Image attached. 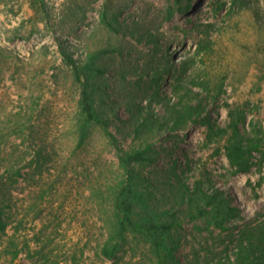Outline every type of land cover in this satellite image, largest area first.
Returning <instances> with one entry per match:
<instances>
[{
	"label": "rangeland",
	"instance_id": "374dc122",
	"mask_svg": "<svg viewBox=\"0 0 264 264\" xmlns=\"http://www.w3.org/2000/svg\"><path fill=\"white\" fill-rule=\"evenodd\" d=\"M62 51L103 70L91 82L113 137L94 125L79 144L81 84ZM180 102L202 110L171 127L166 107ZM151 111L168 121L159 131ZM233 124L264 144V0H0V153L24 174L7 195L0 264H157L138 237L114 259L100 253L119 149L146 145L153 161L134 168L180 224L170 264H234L247 243L264 252V146L238 172ZM216 188L241 209L222 227L200 195Z\"/></svg>",
	"mask_w": 264,
	"mask_h": 264
},
{
	"label": "trees",
	"instance_id": "16d2710c",
	"mask_svg": "<svg viewBox=\"0 0 264 264\" xmlns=\"http://www.w3.org/2000/svg\"><path fill=\"white\" fill-rule=\"evenodd\" d=\"M62 53L81 84L78 118L79 144L85 143L91 127L94 125L102 127L106 133L113 137L109 130V120L105 117L104 112L96 107V96L91 82L95 78V73L101 74L103 70L95 67L91 55L84 63H81L68 56L65 51ZM184 65H187L186 61ZM161 81L165 80L159 76L156 80L158 94ZM187 90L192 92L191 88H187ZM195 95L198 94L195 93ZM149 103L151 104L150 100ZM136 106L141 112L145 110L141 102H138ZM166 109L167 115L172 119L171 127L185 120L187 115L199 113L202 110L200 104L192 105L182 102L174 106L168 105ZM153 113L151 111L149 116L157 124L149 126V128L159 131L163 124L168 121L161 119L160 116H155ZM204 124L209 128L216 126L211 114L204 117ZM144 125L145 120H142L140 127L143 128ZM232 127L233 134L228 139L226 146L227 156L231 164L237 167L238 172H247L252 167L247 158L248 153L254 147L264 146V144L258 134L246 135L237 124H233ZM218 130L221 135L228 132L227 128L220 126H218ZM118 158L119 166L125 171V174L121 181L111 189L112 200H110V216L107 222V237L100 246L101 255L106 259H114L122 252L130 237H138L149 245L157 259V264L172 263L175 260L172 234L180 224L169 209H162L159 206L154 191L145 182L147 178L134 168L135 164L153 161L152 146L146 145L129 150L121 148L118 152ZM19 164L20 160L14 158L12 154L3 156L0 153V232H6L8 227L10 204L7 195H11L10 187L24 175ZM4 167L5 170L3 171ZM262 183H264V175L259 184ZM200 195L204 198L206 207L203 214L210 215L212 223L217 227H222L228 219L240 214L241 209L233 204L228 193L220 189L216 188L210 193L201 189ZM207 207L209 208L207 209ZM18 254V250L13 252L14 257H17ZM234 264H264V252H258L253 243L241 245Z\"/></svg>",
	"mask_w": 264,
	"mask_h": 264
},
{
	"label": "bare ground",
	"instance_id": "6f19581e",
	"mask_svg": "<svg viewBox=\"0 0 264 264\" xmlns=\"http://www.w3.org/2000/svg\"><path fill=\"white\" fill-rule=\"evenodd\" d=\"M179 56V55H178Z\"/></svg>",
	"mask_w": 264,
	"mask_h": 264
}]
</instances>
